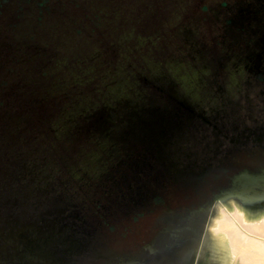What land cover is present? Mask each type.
I'll use <instances>...</instances> for the list:
<instances>
[{
    "label": "flooded vegetation",
    "instance_id": "flooded-vegetation-1",
    "mask_svg": "<svg viewBox=\"0 0 264 264\" xmlns=\"http://www.w3.org/2000/svg\"><path fill=\"white\" fill-rule=\"evenodd\" d=\"M146 79L155 112L113 100L57 133L0 106V264H224L209 216L238 173L264 167V124L220 127Z\"/></svg>",
    "mask_w": 264,
    "mask_h": 264
},
{
    "label": "rangeland",
    "instance_id": "rangeland-1",
    "mask_svg": "<svg viewBox=\"0 0 264 264\" xmlns=\"http://www.w3.org/2000/svg\"><path fill=\"white\" fill-rule=\"evenodd\" d=\"M82 63L95 66L90 75L95 82L99 77L106 82L109 70L122 64L143 71L134 85L126 71L111 84L118 106L155 112L160 90L146 77L163 76L168 89L218 126L231 131L259 126L264 124V0H0V88L17 90L15 106L24 122H36V111L48 109L37 101L36 85L45 99H61L74 91L68 83ZM45 64L56 74H37ZM53 147L59 149L60 140ZM261 151H245L239 159L253 163ZM258 207L229 198L212 209V235L222 236H212L213 245L223 249L227 264H264V222L254 230L253 221L239 220L245 214L250 220L263 217L264 204Z\"/></svg>",
    "mask_w": 264,
    "mask_h": 264
},
{
    "label": "trees",
    "instance_id": "trees-1",
    "mask_svg": "<svg viewBox=\"0 0 264 264\" xmlns=\"http://www.w3.org/2000/svg\"><path fill=\"white\" fill-rule=\"evenodd\" d=\"M112 45L115 44L112 42ZM115 46H117V44ZM78 65H80L78 71L81 73L77 72V70H73L70 79L71 82L68 83L73 84L72 89H74V91H72V93H68V95L64 96L61 99L52 98V95H49L48 98L45 99L46 97L42 96L43 90L41 91V89L38 88V85H36V95L38 98L37 101H41L48 105V109L43 113L40 111H36V122L51 124L53 133H57L56 127L59 125L92 122L93 115L91 114V112H94L96 108L115 99L114 95L112 94L113 91L109 87L113 82H115V79L120 80L122 76L121 73L125 71L129 72L128 76L133 78V81L131 82L132 85H134L136 83V79L141 77L143 74V71L139 68L136 69L135 65L122 64L114 66L109 70V72L106 74L108 75L109 79L106 82L105 80L101 81L102 78L99 76L98 77L100 79V82H95L90 76L95 72V66L90 63H82ZM48 66L49 65L45 64L37 67V74L48 76H51V74H56L54 73L56 71L52 68H49ZM5 91H7L8 93H3V95H0V106H3L5 108L15 106L16 98L11 93L12 88L4 89V92ZM48 91L52 92L51 86ZM38 103L39 102H37V104ZM4 116L5 117L3 119V122L12 123L14 121L12 114H5ZM52 138L53 140H55L57 136H53Z\"/></svg>",
    "mask_w": 264,
    "mask_h": 264
},
{
    "label": "water",
    "instance_id": "water-1",
    "mask_svg": "<svg viewBox=\"0 0 264 264\" xmlns=\"http://www.w3.org/2000/svg\"><path fill=\"white\" fill-rule=\"evenodd\" d=\"M230 194L247 205L264 204V167L251 170L244 168L236 176V183Z\"/></svg>",
    "mask_w": 264,
    "mask_h": 264
},
{
    "label": "bare ground",
    "instance_id": "bare-ground-1",
    "mask_svg": "<svg viewBox=\"0 0 264 264\" xmlns=\"http://www.w3.org/2000/svg\"><path fill=\"white\" fill-rule=\"evenodd\" d=\"M230 198H235V197L232 196V197H230ZM230 200H231V199H230ZM220 201H222V200H220ZM220 201H219V202H220ZM233 203H234V202H233ZM235 204H236V203H235ZM235 204H234V205H235ZM235 207H237V206H235ZM220 208H221V207H220ZM236 209H237V208H236ZM240 209H241V207H240ZM221 210H222V208H221ZM235 212H236V210H235ZM237 212H242V214H244V213H243L244 210H243V211H237ZM237 212H236V213H237ZM236 213H235V214H236ZM231 214H232V213H231ZM237 214H238V213H237ZM262 214H263V213H262ZM260 215H261V214H259V217H260ZM238 216H239V215H238ZM259 217H258L257 219H255V220H254V219H253V220H250V219L247 218V216H246V214H245L244 217H243V215H242V218L239 217V220L241 219L242 222H243V220L253 221L254 225L252 224V226H253V229L256 230L257 228H254V227H255V223H260L261 221L264 222V214H263V217H260V218H259ZM233 218L236 219L235 217H233ZM221 219H222V218H221ZM218 221H219V220H218ZM221 221H222V220H221ZM225 221H227V220H225ZM225 221H224V222H225ZM237 221H238V220H237ZM247 221H246V222H247ZM259 221H260V222H259ZM216 222H217V221H216ZM239 222H240V221H239ZM242 222L239 223V224H243V225H244L245 223H242ZM219 223H220V221H219ZM222 223H223V221H222ZM224 224H225V226H229V225H226V224H231V223H229V222L227 223V222H226V223H224ZM246 224H248V222H247ZM214 225H215V224H214ZM216 225H218V223H217ZM231 225H235V226L238 228V226H237L236 224H233V223H232ZM249 225H250V224H249ZM220 226H221V225H220ZM222 226L224 227V225H222ZM244 226H245V225H244ZM257 226H258V224L256 225V227H257ZM261 226H263V225L261 224ZM217 227H218V226H217ZM230 227H231V226H230ZM241 227H242V225H241ZM248 227L250 228L251 225H250V226H247V228H248ZM214 228H215V227H214ZM214 228H213V230H214ZM227 228H229V227H227ZM237 228H235V230H236ZM242 228H243V227H242ZM245 228H246V226H245ZM247 228L244 229V230L247 231ZM260 228L264 229L263 227H260ZM217 229L220 231L219 228H217ZM221 229H222V227H221ZM225 229H226V228H225ZM213 230H212V231H213ZM229 230H230V231H229V233H230V232H231V228H229ZM235 230H233V233L235 234V236H237V240H238L239 238H241V237H240L241 234L238 232V230H237V231H235ZM239 230H240V228H239ZM250 230H251V228H250ZM254 230L251 231V232L254 233ZM260 230H261V229H260ZM214 231H215V230H214ZM214 231H213V232H214ZM222 231H223V229H222ZM224 231H226V230H224ZM246 231H245V232H246ZM217 232H218V231L216 230V231L214 232V234L217 233ZM226 232H227V231H226ZM240 232H242V231H240ZM223 233H224V232H223ZM223 233H222V235H223ZM242 233H243V232H242ZM262 233L264 234V231H263V230H262ZM212 234H213V233H212ZM225 234H227V233H225ZM243 234H244V233H243ZM254 234H255V233H254ZM256 234H257V232H256ZM216 235L219 236V235H220L219 232H218V234H215V235H212V236H216ZM259 235H260V234H259ZM224 236H225V235H224ZM228 236H229V234H228ZM238 236H239V237H238ZM241 236H242V235H241ZM246 236H247V235H245V237H246ZM252 236H253V235H252ZM257 236H258V235H257ZM262 236H263V235H262ZM216 237H217V236H216ZM219 237L221 238L222 236H219ZM225 237H226V236H225ZM225 237H224V238H225ZM245 237H243V238H245ZM249 237H250V236H249ZM254 237H255V236H254ZM259 237H261V235H260ZM247 238H248V237H247ZM257 238H258V237H257ZM257 238L255 237V239H257ZM262 238H263V237H262ZM226 239H227V238H226ZM233 239L235 240L234 237H233ZM248 239H249V238H248ZM251 239H252V238H251ZM255 239L253 238L254 241H255ZM223 240H225V239H223ZM230 240H231V239H230ZM242 240H243V239H242ZM242 240H241V241L239 240V241L244 243L245 239H244L243 241H242ZM218 241H219V240H218ZM218 241H217V242H218ZM246 241H248V240H246ZM258 241H259V238L257 239L256 242H258ZM261 241H262V240H261ZM214 242H215V240H214ZM219 242H220V241H219ZM236 242H237V241H236ZM256 242L253 243L254 246H255ZM215 243H216V242H215ZM224 243H225V242H224ZM224 243H223V244L221 243V245L223 246ZM245 243H246V242H245ZM249 243H252V241L249 242ZM258 243H260V242H258ZM258 243H257V244H258ZM213 244H214V243H213ZM216 244H217V243H216ZM237 244H239V245L241 246L240 243H237ZM246 244H247V243H246ZM262 244H264V243L262 242ZM214 245H215V244H214ZM214 245H213V246H214ZM218 245H219V244H217V247H218ZM221 245H219V247H220ZM239 245H238V246H239ZM247 245H248V244H247ZM250 245H251V244H250ZM215 246H216V245H215ZM215 246H214V248H215ZM225 246H226V245H225ZM225 246H223V247H225ZM227 246H229V245H227ZM242 246L245 248L246 245H242ZM254 246L251 245L249 248L254 247ZM260 246H261V243H260ZM232 247H233V246H232ZM246 247H247V246H246ZM221 248H222V247H221ZM225 248H227V247H225ZM228 248H230V247H228ZM241 248H242V247H240V249H241ZM249 248H248V249H249ZM257 248H258V247H257ZM261 248H262V247H261ZM259 249H260V248H259ZM222 250H223V249H222ZM227 250H228V249H226V251H227ZM230 250H231V249H230ZM244 250H246V249H244ZM254 250H255V249H254ZM260 250H261V249H260ZM262 250L264 251V247H263ZM224 251H225V250H224ZM239 251H240V250H239ZM252 251H253V250H252ZM255 251H256V250H255ZM233 252H234V251H233ZM233 252H232V253H233ZM227 253H228V252H227ZM227 253H226V256H227ZM229 253H230V252H229ZM232 253H230V254H232ZM234 253H237V252L235 251ZM243 253H245V252H243ZM256 254H257V253H256ZM238 255H239V254H238ZM247 255H248V254H247ZM251 255H252V254H251ZM259 255H260V254H259ZM263 255H264V254H263ZM228 256H229V255H228ZM231 256H232V255H231ZM236 256H237V254L235 255V258H236ZM252 257H253V256H252ZM261 257H263V256H261ZM221 258H222V257H221ZM224 258H225V256H224ZM240 258H241V257H240ZM231 259H232V258H231ZM231 259H230V260H231ZM254 259H256V258H254ZM261 259H262V258H261ZM232 260H233V259H232ZM235 260H236V259H235ZM225 261L228 262L229 260H227V259L224 260L223 263L227 264ZM241 261H242V260H241ZM231 262H233V261H231ZM231 262H230V264H232ZM247 262H249V264H250V260L247 261ZM228 263H229V262H228ZM244 263H245V262H244Z\"/></svg>",
    "mask_w": 264,
    "mask_h": 264
}]
</instances>
